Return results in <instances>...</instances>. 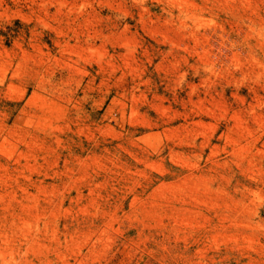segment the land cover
<instances>
[{"label": "rangeland", "instance_id": "rangeland-1", "mask_svg": "<svg viewBox=\"0 0 264 264\" xmlns=\"http://www.w3.org/2000/svg\"><path fill=\"white\" fill-rule=\"evenodd\" d=\"M0 264H264V0H0Z\"/></svg>", "mask_w": 264, "mask_h": 264}]
</instances>
